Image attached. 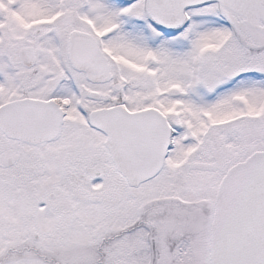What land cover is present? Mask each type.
Returning a JSON list of instances; mask_svg holds the SVG:
<instances>
[{
    "label": "snow or ice",
    "instance_id": "snow-or-ice-1",
    "mask_svg": "<svg viewBox=\"0 0 264 264\" xmlns=\"http://www.w3.org/2000/svg\"><path fill=\"white\" fill-rule=\"evenodd\" d=\"M0 264H264V0H0Z\"/></svg>",
    "mask_w": 264,
    "mask_h": 264
}]
</instances>
